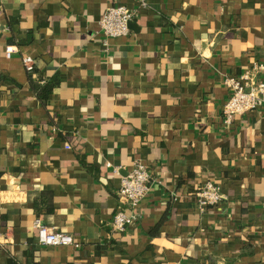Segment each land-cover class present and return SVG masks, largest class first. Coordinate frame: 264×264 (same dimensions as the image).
Returning a JSON list of instances; mask_svg holds the SVG:
<instances>
[{
  "label": "crops",
  "instance_id": "crops-1",
  "mask_svg": "<svg viewBox=\"0 0 264 264\" xmlns=\"http://www.w3.org/2000/svg\"><path fill=\"white\" fill-rule=\"evenodd\" d=\"M120 2L138 14L105 44L112 0H0V264H264V104L222 120L225 78L264 62V0ZM136 161L151 190L116 231ZM206 179L223 199L201 212Z\"/></svg>",
  "mask_w": 264,
  "mask_h": 264
},
{
  "label": "built area",
  "instance_id": "built-area-1",
  "mask_svg": "<svg viewBox=\"0 0 264 264\" xmlns=\"http://www.w3.org/2000/svg\"><path fill=\"white\" fill-rule=\"evenodd\" d=\"M137 2L139 7L146 6V0H137ZM137 14V9L128 7L120 0H112V4L99 21L104 43L107 44L108 38L128 35L130 22ZM7 54L10 55V52ZM23 62L28 71L34 70L36 63L32 56H25ZM263 73L264 62L255 61L240 74L225 78L224 83L229 90V97L222 109V120L226 127L233 123L235 117L244 115L264 104ZM66 147L70 148V145L67 144ZM151 181V170L140 161H136L131 171L122 177L118 196L124 206L119 207L114 213L111 223L114 230L123 232L136 221L135 209L150 192ZM194 196L196 206L201 212L218 205L223 199L221 185L212 179H206L197 185ZM34 225L38 230L37 240L42 245L80 246L73 235L54 231L38 219Z\"/></svg>",
  "mask_w": 264,
  "mask_h": 264
},
{
  "label": "trees",
  "instance_id": "trees-1",
  "mask_svg": "<svg viewBox=\"0 0 264 264\" xmlns=\"http://www.w3.org/2000/svg\"><path fill=\"white\" fill-rule=\"evenodd\" d=\"M32 74L36 73V66L34 70L30 71ZM42 80H44L42 77H38V82H35L32 84L33 90L37 94V97L40 101H42L44 104H46L52 93L54 92L55 88L59 85V78L58 75H54L51 77V79L44 81L43 83H40Z\"/></svg>",
  "mask_w": 264,
  "mask_h": 264
},
{
  "label": "water",
  "instance_id": "water-1",
  "mask_svg": "<svg viewBox=\"0 0 264 264\" xmlns=\"http://www.w3.org/2000/svg\"><path fill=\"white\" fill-rule=\"evenodd\" d=\"M132 24H133V22L131 21V22H130V26H131Z\"/></svg>",
  "mask_w": 264,
  "mask_h": 264
}]
</instances>
